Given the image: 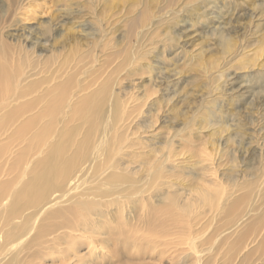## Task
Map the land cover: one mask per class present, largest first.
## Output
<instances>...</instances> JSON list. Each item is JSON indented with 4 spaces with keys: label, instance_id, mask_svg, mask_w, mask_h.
<instances>
[{
    "label": "rangeland",
    "instance_id": "374dc122",
    "mask_svg": "<svg viewBox=\"0 0 264 264\" xmlns=\"http://www.w3.org/2000/svg\"><path fill=\"white\" fill-rule=\"evenodd\" d=\"M117 64L121 69L103 86L107 103L112 87L143 100L132 131L155 137L146 150L169 148L177 157L170 177L183 181L176 185L182 196L196 193L199 177L211 176L203 161L209 152L227 188L237 190L241 181L262 184L234 211L244 218L260 189L264 196V0H0V84H9V73L15 81L8 96L16 84L20 93L26 87L21 100L33 108L29 86L38 69L45 81L86 70V78L96 81ZM231 216L201 217L197 224L204 227L196 235H209L218 222V241ZM257 239L243 264H264V238ZM122 241L107 238L104 258L86 254L80 264H171L170 255L180 254L176 243H148L131 252ZM86 251L82 246L79 253ZM242 256L233 261L241 264ZM40 261L65 264L59 253Z\"/></svg>",
    "mask_w": 264,
    "mask_h": 264
},
{
    "label": "bare ground",
    "instance_id": "6f19581e",
    "mask_svg": "<svg viewBox=\"0 0 264 264\" xmlns=\"http://www.w3.org/2000/svg\"><path fill=\"white\" fill-rule=\"evenodd\" d=\"M118 69L114 65L96 81L86 78V70L56 82V76L45 81L38 69L29 86L33 108L21 100L28 95L26 87L20 93L16 84L15 94H6L15 82L12 73L9 84H0L5 100L0 99V264H40L56 253L65 264L83 263L92 253L102 259L107 238L123 239L131 252L148 243H176L180 254L170 255L171 264H236L233 260L244 254L238 260L243 264L258 235L264 238L261 189L242 212L244 218L234 211L262 184L241 181L237 190L227 188L209 152L203 161L211 176L199 177L196 193L182 196L184 190L176 187L183 181L170 177L177 157L169 148L146 150L155 137L132 131L143 100L112 87L107 103L103 86ZM180 165L175 166L179 173ZM231 214L218 241V222L209 235H196L204 227L197 224L201 217L208 222ZM82 246L87 251L80 254Z\"/></svg>",
    "mask_w": 264,
    "mask_h": 264
}]
</instances>
